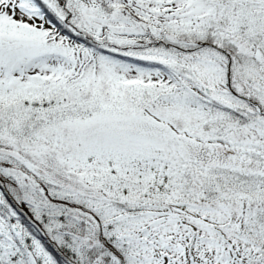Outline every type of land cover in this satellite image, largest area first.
Wrapping results in <instances>:
<instances>
[{"label": "snow or ice", "instance_id": "1", "mask_svg": "<svg viewBox=\"0 0 264 264\" xmlns=\"http://www.w3.org/2000/svg\"><path fill=\"white\" fill-rule=\"evenodd\" d=\"M0 264H264V0H0Z\"/></svg>", "mask_w": 264, "mask_h": 264}]
</instances>
